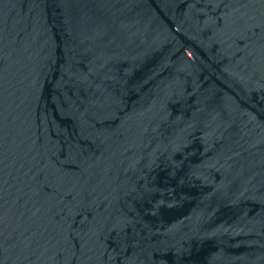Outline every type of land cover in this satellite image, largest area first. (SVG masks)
I'll use <instances>...</instances> for the list:
<instances>
[{
    "label": "water",
    "instance_id": "1",
    "mask_svg": "<svg viewBox=\"0 0 264 264\" xmlns=\"http://www.w3.org/2000/svg\"><path fill=\"white\" fill-rule=\"evenodd\" d=\"M0 264H264V0H0Z\"/></svg>",
    "mask_w": 264,
    "mask_h": 264
}]
</instances>
